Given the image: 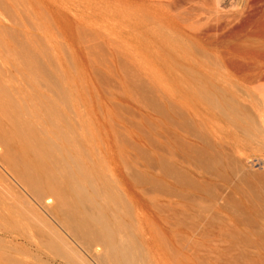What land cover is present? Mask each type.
Listing matches in <instances>:
<instances>
[{
  "label": "bare ground",
  "instance_id": "6f19581e",
  "mask_svg": "<svg viewBox=\"0 0 264 264\" xmlns=\"http://www.w3.org/2000/svg\"><path fill=\"white\" fill-rule=\"evenodd\" d=\"M25 1L34 15V28V23L39 25L41 16L46 15L36 10L31 0ZM69 1L62 0V8L70 14L72 28L79 39L76 43L98 40L99 44H110L116 41L110 36L115 31H111L108 21L97 22L100 29L95 30L93 26L100 21V16L97 13L94 16L77 0L76 9L78 5L80 9L76 10ZM117 1L122 3L108 5L111 8L106 15H114L121 22L118 18L120 10L129 8L131 1ZM249 3L248 13L239 29H231L219 37L210 34L205 48L193 46L196 44L193 36L197 34L187 29L185 18L172 15V23L180 31L171 38L163 39L174 50L170 53L174 60L167 63V73L170 82L184 83L182 92L188 95L177 94L172 89V93L165 96L168 105L163 101L157 106L156 114L159 112L160 115L159 127L156 126L158 139L155 141L153 137L155 145L151 150L155 172L147 168L140 175L151 179L154 189L166 196L172 222L186 221L190 217L189 211H193L190 207L205 201V206L198 205L197 212L206 217L208 211H217L211 221L221 224L219 235L235 248L234 257L250 246L261 262L264 258V170L253 173L247 170V166L264 168V135L258 118H255L256 113L253 110L254 116L251 106L243 103L240 87L242 83H247L255 85L258 90L264 88V0H251ZM1 12L6 23H0V55H4L0 60V166L36 205L29 200V196L17 190L19 188L15 191L18 201L15 205L7 202L6 196L3 197L0 192V234H13L26 242L37 238L45 253H31L24 258L1 252L0 264H150L127 222L119 218V207L122 206L125 214H129L128 205L132 202L127 203L121 196L118 184L108 178L107 168L105 170L103 166L112 160L117 163V154L113 151L117 152L121 147L109 137L110 111H95L96 103L86 92L90 82L79 73L73 76L77 69L74 62H70L72 68H69L70 65L65 68L67 60L63 59L64 62L61 58L67 56L68 47L63 50L64 46H60L63 51L60 58L49 51L47 40L43 38L45 35L36 36L14 26L12 6L7 0H0ZM143 15L149 16L147 13ZM48 18L51 16L48 15ZM44 19L47 20V17ZM51 20L48 21L53 22ZM53 24L56 27L58 23ZM52 26L49 28H55ZM183 32L189 33L187 39L183 37ZM117 34L122 35L120 30ZM195 53L202 55L203 59L197 58ZM68 57L69 63L72 61L70 53ZM177 60L187 64L186 71L175 67ZM70 69L74 71L70 73ZM139 79V89L150 88V83L141 77ZM161 79L159 75L158 80L163 81ZM189 81L196 89L187 83ZM159 85L162 87L161 83ZM196 90L197 93H194ZM73 94L84 105V110L78 107ZM259 99H256L257 102ZM201 107L205 108L204 112ZM169 120L176 122L183 135H188H179L177 140L175 132L173 135V131H169L171 135H168L165 131L168 126L164 125ZM215 120L220 123L219 128L213 125ZM251 153L257 156L249 158ZM193 165L202 167L203 174L198 175ZM149 196L157 197L153 194ZM36 207L45 212L48 210L61 231ZM242 226L251 229L248 231L252 239L243 233L247 228L241 231ZM122 231L125 237L121 236ZM164 234L160 232L158 235L164 238ZM172 237L181 240L177 233ZM76 241L80 246L83 243L89 249L92 246L99 249L81 252L74 245ZM180 247L177 245L173 249L175 260H171L172 264H185L179 256L176 259V254L184 251ZM226 248L222 256L224 263L230 264V252ZM160 249L165 251L164 245L161 244ZM185 258L182 256V259Z\"/></svg>",
  "mask_w": 264,
  "mask_h": 264
},
{
  "label": "rangeland",
  "instance_id": "374dc122",
  "mask_svg": "<svg viewBox=\"0 0 264 264\" xmlns=\"http://www.w3.org/2000/svg\"><path fill=\"white\" fill-rule=\"evenodd\" d=\"M7 1L12 6V14L14 15L12 23L17 29L19 28V30H25L32 34L35 33L34 35L36 36L42 37L45 35L43 38H46L47 40L49 51L51 53L57 54L60 58L63 56V51L61 50L67 49L66 47H68V50H66L67 56L61 58L62 61H64L63 59H65V61L67 60L66 62L64 61L65 68L67 65H70V68L72 64L70 62H74V67L77 69L74 68L75 72L72 73L73 76L79 73L85 80H89L90 82V86L86 88V92L92 96L94 102L96 103L94 104L96 106L95 111H102L105 113V109L110 111L111 115H108L110 117L109 122L111 127L109 130V137L112 141H117L121 147L119 151H113L117 154L115 157V162H117L116 164L113 162V160L109 161V164L107 162V166H105L102 162L101 163L105 167V170L107 168L106 174L109 176L108 178H111L112 180L114 179L118 184V188H120L118 192L122 194L121 196L127 201V203L128 201L132 202L128 205L130 208L129 214L127 212V214H125V209L122 206L119 207V218L121 220L123 218V220L127 222L129 229L135 234L138 244L145 252V255H147L150 264H172V261L175 260L173 249H175V246L177 245L178 247L181 246L180 248L184 251H182V253H177L176 259H178L179 256V259L183 260L185 264H225V260L223 258L224 256L222 255L225 252L223 251L224 248H226L227 244L229 243L223 241L219 235L221 224L216 221H211V217H213L217 211L215 209L208 211V216L206 215V217L205 214L200 215L196 208H199V206H205V201H203L201 204L196 203V205L190 207V210L193 209V211H189L190 217H188L186 221L183 220V222L181 221L178 223L172 222V219H169L171 217V208L167 204L168 202L166 200V196L164 194L161 195L158 189H154L151 179L144 177L142 178L140 172H146L147 168L148 171L153 173L155 172L153 166L154 157L153 154L151 155V150L155 145L153 137L155 138V141L158 139V133L156 132H158V122L160 115H158L159 112L156 114L158 110L157 106L163 101L166 105H168V99L165 98V96L167 94H171L172 89H175V93L177 94L188 95L182 92L181 87L184 83L170 82L171 79H169L170 76L167 73V63L174 60L171 55V52L174 50L170 49L168 45L165 44L163 39L167 37L171 38L173 35H175V32L180 31L177 26L172 23L174 19L173 16L176 14L185 18V22L188 25L187 29L192 30V33L197 34L196 36H193L194 43H196L193 44V46L205 48L207 41L211 36L210 34L214 33L213 35L219 37L231 29H239V27L244 23L243 21L245 20V16L248 13L249 6L251 4L249 2H251V0H126V2L131 1L132 4L128 3L129 8L127 7L120 10L118 18L121 19V22H119L114 15L108 16L106 14L110 13L111 6L108 5H114L116 3L121 4L122 2L119 3L120 1L117 0H87V2H85L86 0H77L80 1L78 3L79 5H83L84 8H89L88 11H91L94 16L98 14V17H101H99L100 21H96L93 26L95 27V30L100 29L97 22L103 23L108 21V23H106L110 26L111 31H115L112 32L110 36L113 40H116L113 43L110 42V44H99L98 40L93 42L88 40L82 43H76V41H79V39H77L78 36L76 31H74L75 29L72 28L70 20L71 17L69 16L70 14H68L69 12L66 11L64 7L62 8V0H31V2H33L34 8L46 15L44 17L41 16L42 18L39 25L34 23V28L32 26L34 15L29 10L28 2L25 0ZM69 2H72V7L76 9L75 0H70ZM79 5L77 6L76 10L80 9ZM138 5L140 7L136 8ZM158 6L159 9L161 6L163 8L159 10ZM39 7L40 9H38ZM141 7L144 11H141ZM161 10L163 12H161ZM143 13H147L149 16L143 15ZM0 15V17H2L0 19V23H6L2 12ZM48 15L49 17L51 16V18H48ZM60 16H63V19ZM46 17L47 20L44 19ZM160 17L163 19H160ZM56 19L59 21H56ZM101 19L103 21H101ZM123 19L124 22L122 21ZM163 20H165L166 23ZM55 22L58 23L56 24L57 28L55 27V24H53ZM51 23L54 26H52ZM118 23H120V25H117ZM133 23L134 25H132ZM44 24H50L52 28H55L50 29V25L47 27L44 26ZM163 24H165V27ZM161 26L164 28H161ZM35 27L37 28L35 29ZM119 30L122 34L120 36L117 34ZM49 33H54L58 36L50 35ZM162 33L164 36H162ZM181 33L179 34L182 36ZM183 35V37L186 39L189 37L188 32H185ZM185 35H187V37ZM49 36H52V39L49 38ZM1 37L5 39V36ZM53 37L55 38L54 40ZM198 41L199 43H197ZM187 44H189V42ZM60 46L64 47L61 49ZM69 53L71 55L72 61L70 60L68 63V59H70L68 57ZM2 55H0V60H3L1 58L4 57V55ZM195 56L199 59H203L202 55L200 56L198 53H195ZM177 61L178 62L175 64V67L179 71H186L187 64L183 60ZM69 68L67 67L66 70ZM72 70L73 69H70V73ZM80 70L82 71L81 73L79 72ZM159 75L163 81L158 80ZM139 77L150 83V88L139 89L138 84L141 80ZM159 83L162 84V87H160L161 85H159ZM187 83L192 84L190 81ZM191 84L190 86L192 88L196 87H193L194 83L192 85ZM240 89L242 91L240 92V95L243 98V103L245 105L247 103V106L249 105L248 107L251 106V111L253 112L254 110L256 113L255 116L253 112L255 118H258V124L264 135V88L258 90L255 89V85L253 84L242 83ZM197 91L198 90H196V92L194 91V93H197ZM258 98H260L258 101L259 103L256 100ZM73 99L79 103L78 107H81V109L84 110L85 107L84 105H81L76 94H73ZM200 109H202L203 112L205 111V108L203 107ZM194 118L196 117L194 116ZM213 123L215 127L219 128V122L215 120ZM164 127H167V129L165 128V131L167 130V134L169 131H173V133L170 132L173 135L174 132L175 135L178 134L176 138L173 137L175 140L179 138V135H188H183L184 132L177 128L176 122L172 123L169 120V122L167 121V123H165ZM152 131H155V134H153ZM151 133L153 135H151ZM141 148L143 149V152L141 151ZM113 149H116V147H113ZM95 152L100 155L98 150ZM119 154H121V156H118ZM255 156L257 155L251 153L248 157L252 158ZM151 165L152 168H150ZM198 166L196 165L195 167L193 165V167H195L193 170L197 172L198 175H201L203 174L202 171L204 170L202 167ZM248 169L253 173L263 172L264 170V168L258 166H253L252 168L247 166V170ZM256 169L257 171L255 172ZM7 174L8 173L1 167L0 192L3 197L6 196L5 198L7 202L15 205L18 203V201L15 199V191L19 190L22 192L23 190L19 188L18 184H16L13 178ZM121 174H123V176ZM113 176L117 177L118 179ZM8 179H10L12 183L11 181L9 182ZM22 193L26 197L29 196L24 192ZM151 194L156 195L157 197L151 198V196H149ZM29 200L31 202L33 201L31 197ZM33 204H35L34 201ZM166 206L169 207L170 210H168ZM113 207L112 209L115 208ZM37 209L59 230L61 229L57 224L58 222L56 219L50 215L48 210L45 212L39 207ZM213 210L215 212H213ZM245 228H247V230ZM242 229H245V231ZM248 230L251 231V229L247 226L241 227V231H243V233L245 232V234L249 235L250 239H252L253 237H251L249 233L250 231ZM123 231L120 234L121 236L125 237V232ZM160 232L163 234L165 233L164 238H161V236L158 235ZM173 232L177 233L178 237L180 236V241H177L174 237H172L174 234ZM120 234L119 238H121ZM39 244L40 243L38 242L37 238H32L29 242H26V240L16 237L13 234L7 236L0 234V254L2 252L3 254L17 255L24 258H26L27 255H30L31 253L44 255L45 249ZM161 244L164 245L165 251H161ZM74 245L77 247V249L79 248V251L81 250V252L85 253L89 251H97L99 249L98 246H92V248L89 249L83 243H81L80 246L77 241L74 243ZM229 246L225 250H227ZM230 248V251L227 250L228 253L232 252L231 254L229 253L231 260L230 264H255V261L256 264H264V258L262 257L263 259L260 262L259 258L255 257L254 253L252 252L253 248L250 246L245 248L246 251L244 253H240L237 257H234L233 255L235 248L233 249L231 246ZM182 256H186L188 260L186 258L182 259Z\"/></svg>",
  "mask_w": 264,
  "mask_h": 264
}]
</instances>
